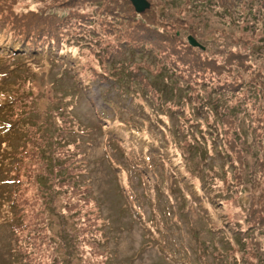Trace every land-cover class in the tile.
Listing matches in <instances>:
<instances>
[{"label": "rangeland", "instance_id": "1", "mask_svg": "<svg viewBox=\"0 0 264 264\" xmlns=\"http://www.w3.org/2000/svg\"><path fill=\"white\" fill-rule=\"evenodd\" d=\"M148 1L0 0V264H264V0Z\"/></svg>", "mask_w": 264, "mask_h": 264}, {"label": "water", "instance_id": "2", "mask_svg": "<svg viewBox=\"0 0 264 264\" xmlns=\"http://www.w3.org/2000/svg\"><path fill=\"white\" fill-rule=\"evenodd\" d=\"M131 1L134 4L137 12H142L150 6V2L148 0H131ZM189 40L193 45H200V43L197 40H195L192 36H189Z\"/></svg>", "mask_w": 264, "mask_h": 264}, {"label": "trees", "instance_id": "3", "mask_svg": "<svg viewBox=\"0 0 264 264\" xmlns=\"http://www.w3.org/2000/svg\"><path fill=\"white\" fill-rule=\"evenodd\" d=\"M14 153H16V152H14ZM8 155V154H7ZM7 155L6 154H1L0 153V158H2V159H6L7 158ZM14 155L12 154V153H10V155H9V157H13ZM15 220H17V219H15ZM20 221H18V223H19ZM24 264H29V263H27L26 261H24Z\"/></svg>", "mask_w": 264, "mask_h": 264}]
</instances>
